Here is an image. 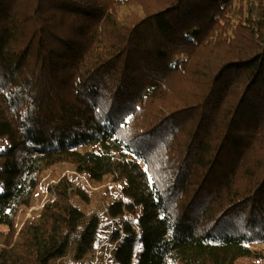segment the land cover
I'll return each mask as SVG.
<instances>
[{"label":"trees","instance_id":"trees-1","mask_svg":"<svg viewBox=\"0 0 264 264\" xmlns=\"http://www.w3.org/2000/svg\"><path fill=\"white\" fill-rule=\"evenodd\" d=\"M0 188V264H264V0H0Z\"/></svg>","mask_w":264,"mask_h":264},{"label":"rangeland","instance_id":"rangeland-1","mask_svg":"<svg viewBox=\"0 0 264 264\" xmlns=\"http://www.w3.org/2000/svg\"><path fill=\"white\" fill-rule=\"evenodd\" d=\"M63 171L65 172H71V168L68 167L67 165H61L58 166L56 168L55 171V175L56 177H58ZM104 182H98L96 184H92L87 180H83V184L85 185V188L87 190H89V192L92 195V202H90L89 204L83 202L82 200L75 198L74 202L75 204L82 209L83 211H90V210H94V211H104L107 210V205L112 201L113 197H115L117 194L120 193L119 188L117 186V188L115 187L114 189H110V190H106L107 186H113L110 182V178L109 177H105ZM1 190V188H0ZM34 198H33V205L31 206L30 209H27L25 211L24 214L19 215V219L23 220L25 219L28 215H30L31 211H38L40 209V207L42 206L43 201L46 198V193H45V189L39 185L34 193ZM105 223L101 221V224ZM110 232V231H109ZM107 240H105L106 242ZM101 246H103V251L106 253L104 260L106 261V259L109 256V250L110 248H106V246L104 245L103 241L101 242ZM71 260V255L67 254L63 257L62 260ZM57 261L59 262V259H57ZM71 263V261H69V264ZM238 264H251V260L247 259V258H242L241 260H239Z\"/></svg>","mask_w":264,"mask_h":264}]
</instances>
